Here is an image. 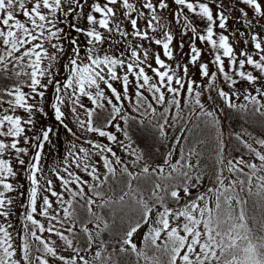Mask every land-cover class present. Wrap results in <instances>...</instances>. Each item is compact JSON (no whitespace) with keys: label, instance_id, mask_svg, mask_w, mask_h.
Here are the masks:
<instances>
[{"label":"snow or ice","instance_id":"obj_1","mask_svg":"<svg viewBox=\"0 0 264 264\" xmlns=\"http://www.w3.org/2000/svg\"><path fill=\"white\" fill-rule=\"evenodd\" d=\"M171 3L176 6L172 16L181 25V36L192 34L188 64L177 62L174 67L166 61L174 59L175 37L169 27L171 21L162 23L161 15L170 10L168 0H0V264H109L103 254L104 243L97 244L109 223L94 210L105 208L131 210L129 225L118 241L119 251H130L147 264H264V153L237 136L259 164L242 157L226 160L224 141H218L215 186L192 198V190L202 183L204 175L197 148L187 152L181 149V159L175 162L169 152L163 165L152 167L132 146L128 127L137 122L146 130L155 129L162 138L166 128L178 119L173 116L169 120V106L182 110V101L190 112L211 118L213 126L219 125L202 102L204 92L211 91L228 108L241 113L251 108L264 117V5L260 0ZM238 4L245 6L239 8L236 18L242 27L229 32L232 39L237 35L242 38L246 47L237 55L230 35L224 32L228 30L229 14ZM121 17L130 30L122 26ZM65 23L84 40L68 38L71 52L63 64L67 74L63 76L59 61L66 53L60 25ZM161 30L163 35L157 38ZM121 42L125 47H120ZM144 42L160 47L166 59L159 53L150 54ZM197 42L212 56L208 63H200L204 49L198 48ZM183 47L181 40L180 49ZM189 64L198 65L199 77L206 84L189 76ZM210 64L214 71H210ZM219 77L228 91L217 85ZM117 82L121 90L114 86ZM240 85L246 86L241 90ZM49 90L50 108L60 127L76 135L65 122L70 114L81 133L108 142L86 139L87 148L72 143L61 164L51 169L54 178L44 172L42 157L46 144L59 133L52 127L37 129L36 120L37 114H45L43 104ZM241 96L246 103L237 104L234 98ZM124 101L132 104L137 115L124 111ZM157 106L163 110L157 112ZM118 118L125 127L115 123ZM109 127L122 132L124 139L109 132ZM113 144L135 157L132 165L139 166L138 171L129 170ZM255 144L264 148V138H256ZM30 149L34 151L30 153ZM94 157H98L95 163ZM101 163L103 173L98 171ZM114 165L120 166L121 177H127L126 190L116 198H105L103 186L117 177ZM20 170L26 175L27 188L16 185ZM10 193H18L27 201L21 213L22 231L15 236L10 222L15 200ZM253 196L257 200L252 201L250 214L248 204ZM181 200L185 202L181 204ZM173 202L177 207H169ZM257 208L262 213L259 220ZM81 212L86 213V222L81 220ZM88 224L94 225L95 235ZM77 225L86 238V247L77 246ZM144 226L147 231L142 242L153 251L151 257L133 242ZM52 236L58 237L71 254H63ZM94 245L96 251L89 260L82 253H89Z\"/></svg>","mask_w":264,"mask_h":264},{"label":"rangeland","instance_id":"obj_2","mask_svg":"<svg viewBox=\"0 0 264 264\" xmlns=\"http://www.w3.org/2000/svg\"><path fill=\"white\" fill-rule=\"evenodd\" d=\"M169 4H170V10L165 11L163 13H161V15L164 17V20L162 21V23L167 24L169 21H171V24L169 25L172 34L174 35L175 39L173 41V45L172 48L174 50V59L171 61H166L167 63H170L173 65V67L176 65L177 62H179L181 65L183 64H188V53H189V44H190V37H191V32H188L187 35H183L181 36V25L179 23H177L172 16V11H174L176 9V6L174 4L171 3V0H168ZM89 3H91V0H89ZM230 0H225V4H229ZM260 3L262 5H264V0H260ZM240 7H245L242 4H238L236 10L232 11L229 15H230V19L228 21V30H225L224 34L225 35H230L229 30H234L237 27H242L240 24H238L236 22V18H238L240 16L239 13V8ZM247 10V9H246ZM85 11H87V9H85ZM213 11H215V8H213ZM252 16V12L249 10V17ZM121 21H122V26L127 27L128 30H130V25L126 22L122 20L121 17ZM261 24H264V20L261 21ZM199 27H202V25H198ZM60 27L64 28V36L62 37L61 43L63 44L64 48H65V58L59 61V72L63 75L66 76L67 74L64 72L63 70V64L66 62L68 55L71 52V47L69 44V40L68 38L71 37L72 39H80L82 42L84 40L83 37H78L77 34L68 27L67 23L60 25ZM140 27L144 28L145 25L143 22L140 23ZM257 31H260L259 28L256 29ZM163 35V30H161L160 32L156 33L157 38L161 37ZM181 40L184 43V47L183 49H180V42ZM230 42L234 45V47L236 48V53L237 55L239 54V51L246 47L243 44V39L240 38L238 35L236 37V39H232V36L230 35ZM145 47L149 49L150 54L154 55L156 53H159L161 55L162 59H166L165 57H163V53H162V49L154 44H149L148 42H144ZM196 46L198 48L204 49L203 51V55L201 57L200 63H208L211 59L212 56L210 55L209 51L206 49V47L204 45L199 44V42H197ZM105 47L111 51V47L109 45H105ZM120 47H125V45L123 44V42H121ZM247 47L250 48V45H248ZM153 64V67H155V63H154V59L151 61ZM227 59H225V67L227 70ZM189 76H191L192 78L196 79L198 82H200L201 84H206L207 81L206 80H201L198 74V65H191L189 64ZM147 70V69H146ZM215 67L213 65L210 64V71H214ZM251 70V69H248ZM148 74L151 76L152 73L150 72V70H147ZM58 79L60 78V76L57 77ZM217 85L224 87L225 91H228L226 83L223 81L222 77H219L217 79ZM114 86L117 87L118 90H121V86L120 84L114 83ZM246 85H240L241 90H243V88ZM132 91L134 92L135 89L134 87H132ZM198 91H203V89H198ZM131 94V93H130ZM146 95H148V93H145ZM51 96H52V92L51 90H49V92L46 94L47 99L45 100L43 107L45 110V114L41 115V114H37L36 116V120H37V129L44 127H52L55 130L58 131L59 135L58 136H53L50 140V142L48 144H46L45 148H44V156L42 157V166L44 169V172L48 175L49 178H54L51 174V169L54 167H57L61 164V161L64 157V155H66L67 153V149L70 147V145L72 143H76L77 148L81 145H83L84 147H89L87 144H84V140L86 139H91V140H95V141H99V142H103L105 144H107V140L106 138H99L97 136H95L94 134L91 133H81L80 130L78 129L76 123H75V119L74 117H72L70 114L67 116L66 119V123L68 124V126L70 128L73 129L74 132H76V135H72L68 132L65 131V129L63 127H60L57 122L55 121V117H54V113L52 112L51 108H50V100H51ZM211 96L212 99H208V97ZM235 102L237 104H241V103H246L242 96L240 97V99L236 100L234 98ZM83 102L88 106V107H92L91 103L86 99L83 98ZM202 102L205 105V108L209 111H212L214 113V116L217 120H219V125L213 126L211 123V118H207L204 117L202 115L198 116L192 112L189 111V107L185 106L183 104L182 101V110L181 109H175L169 106V120L171 121V118L173 116H176L178 119L171 124V126H168L166 128V135L164 137H159L158 133L156 132L155 129H151L148 128L147 130L142 126V128H144L146 130V134L143 137V145L148 146L150 144H152L155 148L156 151H158L159 156L155 157L154 159L160 162H153L151 163L152 167H156L157 165H163L164 159L167 157L168 153L171 152L172 153V162H175V160L181 158V149L183 146V143L185 141L184 134L185 132L190 128V126L192 125V123L195 120L198 119H204L206 122V127H208L212 130L211 132V136L215 137L217 144L218 141L223 140L224 141V157L225 159H239V158H244L243 157V149L241 148L242 153H239L238 150V146H242L245 150H248L245 147V144L242 143L240 140L237 139V136H241L243 140L247 141L249 144H252L253 147L257 148L259 151H261L262 153H264V148H261L259 145L255 144V136H249L248 133L246 132L245 129V123L242 119V116L245 114H249V113H254L251 108H249V110L241 113L238 112L235 109H231L228 108L223 101L220 100V98L217 96L215 91H211V92H204V95L202 97ZM124 111L127 112L129 115H137L136 113H134L132 111V104L129 103L128 101H124ZM162 107L157 106V112L162 111ZM23 114V113H21ZM255 114V113H254ZM137 119H139V117L137 116ZM161 123H163V120L160 121ZM115 123L120 124L121 127H125V125L123 124V122L118 118ZM147 123V122H145ZM180 129V133H177L175 136V140H173L172 142H169V135L171 133V128H177ZM129 127V126H128ZM130 129V127H129ZM227 129L232 130L231 132H227ZM109 132L114 133L118 136L119 139L123 140V133H117L115 127H109L107 129ZM131 130V129H130ZM210 131V130H209ZM29 135H33V133H29ZM79 138V139H78ZM135 139V138H134ZM136 141L140 142L138 139H135ZM228 142H230V146L232 147V151H229V147H228ZM136 143L132 140V146L134 148H136L138 150V148L135 145ZM217 144H216V148H217ZM21 146H23V141H21ZM112 147L114 148V150L116 151L117 155H119L122 160L124 161L125 164L128 165L129 170L130 171H138L139 170V166H133L132 165V160L135 159V157H130L128 155V153H126L125 151H123L118 145L113 144ZM34 151L30 149V153ZM139 151V150H138ZM240 154V156L235 157V155ZM7 159H12L11 156L6 157ZM246 161H251L254 163L259 164V161L255 160L254 156H252L250 153L247 156V158H244ZM25 160H28V157H25ZM96 160H98V157H94L93 158V163L96 162ZM195 163V162H194ZM13 164L15 165V161L13 160ZM18 167V165H17ZM114 167L117 168V175L120 176L119 174V167L118 165H114ZM21 171V175L18 178V182H16L17 187L19 186V184H23L25 186V188L29 187L27 181H26V175L23 174L22 170ZM98 171H100L101 173H103L104 169L102 167V163L101 165L98 166ZM245 171H247V169H245ZM215 172H212L213 176H214ZM264 174V173H262ZM81 175L84 176L85 179H88L89 182L91 183V178L87 177L86 174L81 173ZM204 176V175H203ZM213 180V179H212ZM203 182V181H202ZM213 181L210 182V184L208 185L209 187H214V182ZM203 188L202 186H198L197 189H193L192 190V194L196 193V191H200ZM56 190L59 191V184L58 182L56 183ZM85 191L87 192V188H85ZM207 191V190H206ZM10 196H12L15 200V205L13 208V216L11 218V223L14 225L13 228V235L15 236L17 231H22V218H21V213L24 211L25 208H27V201L25 197H20L18 193H10ZM54 200V198H52ZM187 199V198H185ZM21 205H24V207L22 208ZM38 219H42L41 217H37ZM59 227V226H58ZM147 231V226L142 227L133 237V242L137 244L138 249H143V242H142V238L144 233ZM77 232V230H76ZM67 234V233H65ZM46 238H48V233L44 234ZM51 240L56 241L57 244L61 245V251L63 252V254L65 255H70L71 254V250L70 249H64L63 248V242L59 240L58 237L56 236H52ZM97 244H98V239H97ZM96 251V245L93 246V249L89 252V253H82L83 255H86L87 258L89 260L92 259V256L94 255V252ZM51 259V258H50ZM143 264H147V261H145L142 258Z\"/></svg>","mask_w":264,"mask_h":264},{"label":"trees","instance_id":"obj_3","mask_svg":"<svg viewBox=\"0 0 264 264\" xmlns=\"http://www.w3.org/2000/svg\"><path fill=\"white\" fill-rule=\"evenodd\" d=\"M242 119L244 121L246 132L249 136H255V138H264V117H261L254 113L245 114L242 116ZM138 120V119H137ZM206 122L204 119H198L195 120L190 128L185 132L184 134V143L182 146V149L184 152H187V150L191 147H196L199 152L198 157V163L199 167L204 173L202 183L198 186H202L203 188L200 191H196V193L192 194V198H195L197 195L201 193H205L206 190L209 188V184L211 181H213V174L212 172L216 171V168L214 167V161H215V152L217 150L216 144L217 141L215 137L211 136L212 130L208 127H206ZM130 129L129 134L132 137V140L136 143V147L138 148L139 152L144 156L145 161H147L150 165L153 162H160L155 160L154 158L159 156L158 151H156V148L150 144L148 146L143 145V137L146 134V130L142 128L137 122H131L130 123ZM177 127V125H176ZM171 133L169 135V142H172L175 140V136L177 133H180V129L177 128H171ZM232 130L227 129V132H231ZM138 139L140 142L136 141L135 139ZM229 151H232V147L230 146V142H228ZM241 148L243 149V157L247 158L249 155L248 150H245L242 146H238V152L242 153ZM240 156V154L235 155V157ZM181 159V158H179ZM193 162H197V160L194 158ZM126 180L127 177H121L118 176L115 179L110 178L109 182L103 186V193L105 198L107 197H113L116 198L120 194H122V190H126ZM150 183V181H149ZM213 183V182H212ZM141 186H144V183L141 184ZM245 197V199H248L245 193H241ZM257 200V197L253 196L249 200L248 209L249 213H252V201ZM185 200H181V204H183ZM169 207H177V205L173 202L169 204ZM95 211H99L100 214L105 218V220L109 223V229L104 230L98 239V244L102 241L105 245L103 249V254L105 257L109 258V264H112L113 261H115V264H143L142 258L139 260L137 259L136 255L134 253H131L130 251L128 253H121L119 251V243L121 236L123 235V232L127 229L129 225V217L132 215L130 209H123L120 210L117 208L115 211L110 209H94ZM256 217L257 220L260 219L262 213L259 211V208L256 210ZM80 218L82 221H87V215L84 212L80 213ZM88 227L93 230V235H95V227L93 224H88ZM101 227H103L101 225ZM77 230V246L78 247H86V238L85 236L80 233L79 231V225L76 226ZM142 248L147 252V255L151 257L153 255V251L151 249H147L143 243Z\"/></svg>","mask_w":264,"mask_h":264}]
</instances>
